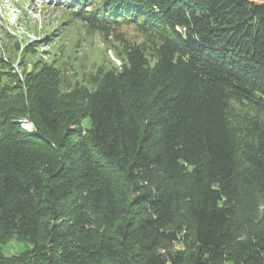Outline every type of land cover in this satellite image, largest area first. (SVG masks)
Returning <instances> with one entry per match:
<instances>
[{"label": "trees", "instance_id": "obj_1", "mask_svg": "<svg viewBox=\"0 0 264 264\" xmlns=\"http://www.w3.org/2000/svg\"><path fill=\"white\" fill-rule=\"evenodd\" d=\"M66 1L121 64L97 70L65 135L40 85L31 131L0 120V234L24 240L16 257L264 264V1Z\"/></svg>", "mask_w": 264, "mask_h": 264}, {"label": "rangeland", "instance_id": "obj_2", "mask_svg": "<svg viewBox=\"0 0 264 264\" xmlns=\"http://www.w3.org/2000/svg\"><path fill=\"white\" fill-rule=\"evenodd\" d=\"M70 9L73 4L66 0H0V57L11 63L10 67L7 62L0 63V120L17 116L13 121L31 131V99L40 85L55 93L65 135V127L73 128L69 120L84 105L82 90L92 89L97 70L121 64L115 54L120 51L118 44L105 42L99 33L85 30L81 23L69 18L66 10ZM122 34L130 42L142 41L132 27L122 29ZM146 41L143 46L149 55ZM22 44L28 46L17 51ZM54 71L58 73L52 78ZM234 110L254 114L243 105H234ZM79 122L81 126L88 124L86 119ZM24 244L15 235L0 234V252L9 259L6 264H33L31 257L28 261L16 257L24 250Z\"/></svg>", "mask_w": 264, "mask_h": 264}]
</instances>
